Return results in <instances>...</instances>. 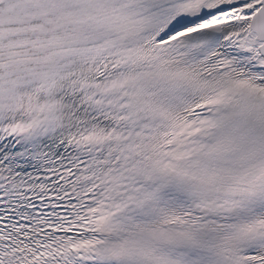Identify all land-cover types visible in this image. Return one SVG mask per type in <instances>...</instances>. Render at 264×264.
Here are the masks:
<instances>
[{
  "label": "snow or ice",
  "instance_id": "snow-or-ice-1",
  "mask_svg": "<svg viewBox=\"0 0 264 264\" xmlns=\"http://www.w3.org/2000/svg\"><path fill=\"white\" fill-rule=\"evenodd\" d=\"M0 264H264V0H0Z\"/></svg>",
  "mask_w": 264,
  "mask_h": 264
}]
</instances>
